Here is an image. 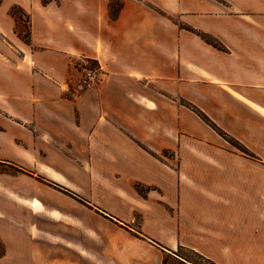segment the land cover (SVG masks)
<instances>
[{"label": "crops", "instance_id": "obj_1", "mask_svg": "<svg viewBox=\"0 0 264 264\" xmlns=\"http://www.w3.org/2000/svg\"><path fill=\"white\" fill-rule=\"evenodd\" d=\"M120 1L115 17L108 0L47 3L30 45L0 41V154L141 234L146 251L119 264H162L179 245L215 264H264V0ZM80 56L98 66L93 86H77ZM22 203L80 220L37 195ZM53 250V264L81 263Z\"/></svg>", "mask_w": 264, "mask_h": 264}, {"label": "rangeland", "instance_id": "obj_2", "mask_svg": "<svg viewBox=\"0 0 264 264\" xmlns=\"http://www.w3.org/2000/svg\"><path fill=\"white\" fill-rule=\"evenodd\" d=\"M50 2L55 7L56 4H60L61 0ZM43 5L46 4H43L41 0H0V41L5 38L18 39L24 46L30 45L32 23L33 20H36L37 15V17L41 16ZM120 5V0H108V13L111 17H115ZM149 5L153 10L157 12L159 10L158 13L162 12L161 14L173 22H178L185 29L197 35L205 33L208 40L218 47L208 43L199 35L200 38L213 47L225 48L213 34L194 29L183 24L178 16L168 14L152 4ZM189 27L192 29L190 30ZM42 28H40L41 31ZM28 36H30V41H26ZM73 65H76L78 69V79L79 71L83 67L97 66L95 61L81 56L73 60ZM235 140L232 142L237 143L238 140ZM5 159L9 158L0 154V264H53L54 260L51 255L53 252L56 253L53 247L59 246L75 249L81 255L80 264H119L113 258H124L132 255V252H135L133 255L138 256V254L141 255V252L146 251L145 247L143 248L141 245L144 241H141V234L138 232L129 230L101 211H95L74 201L66 195H71L68 191L48 181L44 176L32 174L31 168L24 166L23 169L18 161ZM32 195L41 197L46 205L55 203L75 209L80 215V220L66 219L67 217L55 219L42 211L44 208L38 210L39 212L31 211L27 205L22 203V200ZM52 215L53 217H63L56 213ZM137 222L138 219L134 218V223H132L134 228L138 227ZM7 232L17 233L18 235L14 234V236L16 238L18 236V238L5 243L2 236ZM43 245L50 248L41 250ZM20 246H28V248L23 252ZM22 252L26 256L22 257ZM183 252L197 258L187 250H183ZM66 257L59 264H70L68 254ZM123 264L127 263L123 261ZM167 264L182 263L172 257L168 258ZM204 264L210 263L204 262Z\"/></svg>", "mask_w": 264, "mask_h": 264}, {"label": "trees", "instance_id": "obj_3", "mask_svg": "<svg viewBox=\"0 0 264 264\" xmlns=\"http://www.w3.org/2000/svg\"><path fill=\"white\" fill-rule=\"evenodd\" d=\"M52 0H41V2L43 4H47ZM159 12V10H158ZM162 13V12H161ZM189 29L191 30L192 28L189 27ZM205 41H207L208 43H211L208 38L207 35L205 33H198ZM26 41H30V36L27 37ZM213 44V43H211ZM214 45V44H213ZM216 46V45H214ZM218 47V46H216ZM90 59V58H89ZM92 60V59H91ZM94 61V60H93ZM181 103L183 105H186L187 107H189L190 109H192L203 121H205L211 128H213L216 132H218L221 136H223L224 138H226L230 143H232L234 146H236L237 148H239L240 150L244 151V147L242 146V144L240 142L237 141V143L232 142V140H235V138H233L232 136H230L226 131H224L221 127H219L205 112H203L200 108H198L197 106L190 104L189 102H186L184 100H180ZM236 141V140H235ZM183 250H187L189 252H191L192 254L196 255L197 258H193L191 256H188L187 254H185L183 252ZM171 252H169L166 256H164L163 260H162V264H167L168 258H174L176 261H178L179 263L182 264H204V262L210 263V264H214V262L212 260H210L209 258H207L206 256L202 255L201 253H199L198 251L192 249V248H188V247H184L182 245H179L178 248L176 250H171Z\"/></svg>", "mask_w": 264, "mask_h": 264}, {"label": "built area", "instance_id": "obj_4", "mask_svg": "<svg viewBox=\"0 0 264 264\" xmlns=\"http://www.w3.org/2000/svg\"><path fill=\"white\" fill-rule=\"evenodd\" d=\"M75 70L76 65H73ZM80 72V77L77 82V86L80 88L89 87L95 85L99 81V69L98 66L95 67H83Z\"/></svg>", "mask_w": 264, "mask_h": 264}]
</instances>
